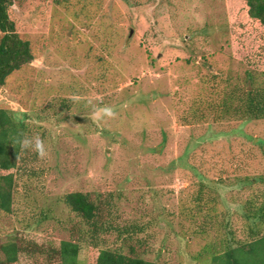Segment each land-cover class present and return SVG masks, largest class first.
<instances>
[{
    "label": "rangeland",
    "instance_id": "1",
    "mask_svg": "<svg viewBox=\"0 0 264 264\" xmlns=\"http://www.w3.org/2000/svg\"><path fill=\"white\" fill-rule=\"evenodd\" d=\"M8 11L33 58L0 85V108L25 114L26 138L47 150L26 147L11 170L0 242L36 244L12 264H51V248L80 237L61 200L72 191L143 227L139 254L157 264H209L227 240H251L244 207L264 200V119L190 113L195 98L264 86V28L244 0H12ZM200 193L214 207L198 212ZM115 234L101 237L116 246ZM83 239L79 264H94L100 245Z\"/></svg>",
    "mask_w": 264,
    "mask_h": 264
},
{
    "label": "trees",
    "instance_id": "2",
    "mask_svg": "<svg viewBox=\"0 0 264 264\" xmlns=\"http://www.w3.org/2000/svg\"><path fill=\"white\" fill-rule=\"evenodd\" d=\"M248 7V17L264 28V0H244ZM12 0H0V85L6 78L22 65L32 60L29 41L22 39L16 31L8 8ZM215 101V102H213ZM234 110L236 116L244 120L264 119V86L245 90H232L226 99L195 98L190 107L191 115L200 119L198 122H219L223 120V112ZM209 111V112H208ZM18 111L0 108V211L10 213L14 204V176L12 169L19 168L26 147V115L18 116ZM185 124L190 121L183 117ZM24 160V159H23ZM6 171V172H3ZM255 180V179H254ZM264 184V175L256 179ZM252 182V181H251ZM264 192L261 193L263 196ZM200 193L196 208L201 212L203 207H214L211 200H202ZM62 202L79 217L80 227L76 229L78 238L61 240L57 248L51 252L54 260L51 264H79L80 243L85 240L89 245L98 248L94 264H157L154 260L139 254L138 246L143 227L133 225L120 226L114 219L107 220L101 213L103 209L90 198L88 193L72 191L62 196ZM244 217L249 221L250 241L229 239L223 251H210L209 264H264V200L257 203L255 197L245 201ZM82 225V226H81ZM115 232L120 243L116 246L108 244L102 236ZM249 235V236H250ZM36 244L32 240H22L17 235L0 242V264L15 263L22 245Z\"/></svg>",
    "mask_w": 264,
    "mask_h": 264
},
{
    "label": "clouds",
    "instance_id": "3",
    "mask_svg": "<svg viewBox=\"0 0 264 264\" xmlns=\"http://www.w3.org/2000/svg\"><path fill=\"white\" fill-rule=\"evenodd\" d=\"M100 111L103 115H107V116H114L115 114L111 108H103ZM23 145L24 147L34 149L41 159L47 156V150L43 142L37 137L26 138L23 141Z\"/></svg>",
    "mask_w": 264,
    "mask_h": 264
}]
</instances>
